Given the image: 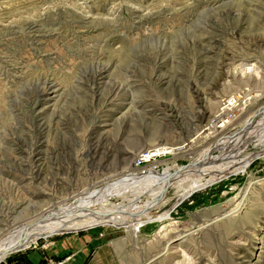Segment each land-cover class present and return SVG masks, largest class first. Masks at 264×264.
I'll return each instance as SVG.
<instances>
[{
  "label": "rangeland",
  "instance_id": "rangeland-1",
  "mask_svg": "<svg viewBox=\"0 0 264 264\" xmlns=\"http://www.w3.org/2000/svg\"><path fill=\"white\" fill-rule=\"evenodd\" d=\"M229 99L228 126L217 127ZM257 112L264 0H0V244L9 226L90 179L96 188L124 170L177 174L205 151H225L223 139ZM157 145L184 147L141 159ZM248 153L199 186L169 185L149 220L45 233L0 264H63L72 254L73 264H264V156L246 165ZM58 249L71 253L47 254Z\"/></svg>",
  "mask_w": 264,
  "mask_h": 264
},
{
  "label": "bare ground",
  "instance_id": "bare-ground-1",
  "mask_svg": "<svg viewBox=\"0 0 264 264\" xmlns=\"http://www.w3.org/2000/svg\"><path fill=\"white\" fill-rule=\"evenodd\" d=\"M255 66L256 65L254 64L248 65L247 63H243L242 70L246 74H252L256 72ZM230 101V99L229 101H226V105L221 109L222 112L214 117V123L217 124V127L224 128V126H228L227 124L229 123V120H227L224 111L228 108L229 104L227 102ZM259 116H261V118L257 117L255 120L253 119L254 121L252 122V119H250L248 125L230 135L228 134L229 137L223 139V143L220 144L218 148L222 149V147L224 148V146L227 145L228 148L226 147L225 151L221 150L218 154H212V150H210L211 152L205 151L189 165H177L175 167L177 168V174L172 172V168L164 169L163 172L158 170H148L143 173H124L126 172V170H124V172L114 175L117 177L112 178L113 176H111L110 180L101 187L93 188L96 180L90 179L85 186L77 189L75 188V191L68 195H74L69 201H65V199L63 201L61 200L68 196L60 197L61 201L57 204L55 203V206H52L53 201H50V205L41 210L31 221L19 226H15V223L9 227L7 226V230L10 231V233L8 232L10 237L0 244V261L12 250L26 247L41 235L59 229H75L104 223H135L142 219L149 220L153 215L151 211L152 206L159 203V201H162L167 193L169 185L192 181L194 184L193 186H199L206 175H212L215 177V175L217 173L219 174L222 169L227 168V160L238 153L250 152L247 154L248 159L246 165H248L257 156H264V137L258 138V136H254L249 138L251 133L264 124V112L261 115L259 114ZM251 143L262 146V149L255 150L254 152L249 151L248 146ZM184 145H157L139 156L142 157V160L151 159L157 153L164 154L167 152H176V149H180L181 147H184ZM217 145L218 144L215 146ZM113 195H121L124 198L126 197L128 203L125 204L123 201L121 204L108 202V198ZM143 196H150L151 200H148L144 206L137 207L135 210H130V206H134L136 201ZM180 237L181 236L170 239L166 244V247H170Z\"/></svg>",
  "mask_w": 264,
  "mask_h": 264
},
{
  "label": "crops",
  "instance_id": "crops-1",
  "mask_svg": "<svg viewBox=\"0 0 264 264\" xmlns=\"http://www.w3.org/2000/svg\"><path fill=\"white\" fill-rule=\"evenodd\" d=\"M64 251V250H63ZM71 251V249H68L66 252H64V253H62V250L61 249H58V250H51V251H48L47 252V254H49L50 256H53V255H59V257L61 258L62 256H64V255H66V254H68V253H71L70 252ZM72 256H73V254L70 256V258L68 259V261L70 260V259H72ZM67 261V260H66ZM64 262L63 264H67V263H69V262ZM74 263V261L72 262V263H69V264H73Z\"/></svg>",
  "mask_w": 264,
  "mask_h": 264
},
{
  "label": "built area",
  "instance_id": "built-area-1",
  "mask_svg": "<svg viewBox=\"0 0 264 264\" xmlns=\"http://www.w3.org/2000/svg\"><path fill=\"white\" fill-rule=\"evenodd\" d=\"M48 262L49 264H58V263H62L63 259L58 260V261H53L52 257H48Z\"/></svg>",
  "mask_w": 264,
  "mask_h": 264
}]
</instances>
